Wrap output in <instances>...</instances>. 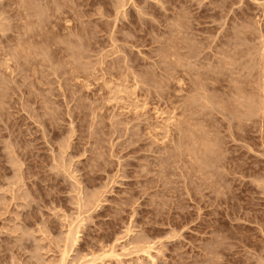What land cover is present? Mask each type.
Wrapping results in <instances>:
<instances>
[{"label": "rangeland", "instance_id": "obj_1", "mask_svg": "<svg viewBox=\"0 0 264 264\" xmlns=\"http://www.w3.org/2000/svg\"><path fill=\"white\" fill-rule=\"evenodd\" d=\"M263 113L264 0H0V264H264Z\"/></svg>", "mask_w": 264, "mask_h": 264}, {"label": "bare ground", "instance_id": "obj_2", "mask_svg": "<svg viewBox=\"0 0 264 264\" xmlns=\"http://www.w3.org/2000/svg\"><path fill=\"white\" fill-rule=\"evenodd\" d=\"M260 95H261V93H260ZM260 99H261V97H260ZM254 103V102H253ZM257 109V108H256ZM264 114V113H263Z\"/></svg>", "mask_w": 264, "mask_h": 264}]
</instances>
